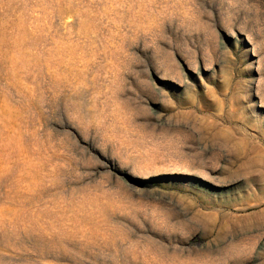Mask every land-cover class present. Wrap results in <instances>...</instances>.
<instances>
[{
    "label": "rangeland",
    "instance_id": "374dc122",
    "mask_svg": "<svg viewBox=\"0 0 264 264\" xmlns=\"http://www.w3.org/2000/svg\"><path fill=\"white\" fill-rule=\"evenodd\" d=\"M0 264H264V0H0Z\"/></svg>",
    "mask_w": 264,
    "mask_h": 264
},
{
    "label": "bare ground",
    "instance_id": "6f19581e",
    "mask_svg": "<svg viewBox=\"0 0 264 264\" xmlns=\"http://www.w3.org/2000/svg\"><path fill=\"white\" fill-rule=\"evenodd\" d=\"M256 71V70H255ZM259 73V72H258ZM260 75V74H259ZM259 77V76H258ZM257 81V80H256ZM259 100V99H258ZM238 181V180H237ZM230 238V237H229ZM240 248V247H239Z\"/></svg>",
    "mask_w": 264,
    "mask_h": 264
}]
</instances>
